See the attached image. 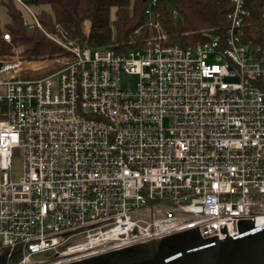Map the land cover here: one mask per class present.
<instances>
[{
	"label": "built area",
	"instance_id": "1",
	"mask_svg": "<svg viewBox=\"0 0 264 264\" xmlns=\"http://www.w3.org/2000/svg\"><path fill=\"white\" fill-rule=\"evenodd\" d=\"M13 1L44 31L34 6ZM230 1L224 37L193 46L162 33L116 52L57 30L44 31L64 50L49 74L24 77L20 58L0 57V264L264 225V11L250 36L245 1ZM157 3L146 0L149 32Z\"/></svg>",
	"mask_w": 264,
	"mask_h": 264
},
{
	"label": "trees",
	"instance_id": "2",
	"mask_svg": "<svg viewBox=\"0 0 264 264\" xmlns=\"http://www.w3.org/2000/svg\"><path fill=\"white\" fill-rule=\"evenodd\" d=\"M24 1L38 8L37 20L47 33L54 34L57 30H62L70 38H77L80 43L87 46L112 49L116 52L141 48L151 35L157 36L162 33L166 34L169 44L180 47L193 46L213 36L224 37L227 26L226 14L231 7L230 0H170L172 10L177 13L173 19L171 10L163 0H158L153 8V14L159 27L149 32L145 26L146 0ZM244 1L249 10V16L245 21L246 31L250 36L261 38L259 21L264 11V0ZM0 4L9 18L4 24L0 23V57L4 59L12 57L18 49L20 59L31 61L51 59L52 63L40 70L30 74L22 73L24 77L43 76L59 69L62 65L56 59L64 54V50L36 25L31 27L25 25L22 12L13 0H0ZM3 33L8 34V41L3 38ZM3 110L2 107L0 118ZM157 243L158 241H152L140 244L137 249L115 255L112 259L120 256L124 263H127L148 258L155 251ZM179 243L181 241L174 244Z\"/></svg>",
	"mask_w": 264,
	"mask_h": 264
},
{
	"label": "water",
	"instance_id": "3",
	"mask_svg": "<svg viewBox=\"0 0 264 264\" xmlns=\"http://www.w3.org/2000/svg\"><path fill=\"white\" fill-rule=\"evenodd\" d=\"M135 249L137 246L66 264H104L107 258ZM124 264H264V225L213 243L202 240L196 230L174 234L159 240L150 257Z\"/></svg>",
	"mask_w": 264,
	"mask_h": 264
},
{
	"label": "rangeland",
	"instance_id": "4",
	"mask_svg": "<svg viewBox=\"0 0 264 264\" xmlns=\"http://www.w3.org/2000/svg\"><path fill=\"white\" fill-rule=\"evenodd\" d=\"M163 2L166 4V6L170 9V10H172V7H171V2H170V0H163ZM36 9V8H35ZM36 10H38V8L36 9ZM112 14H113V11H111V16H112ZM9 20V18H8V15L6 14V11H5V9H4V7L0 4V23L1 24H4L5 22H7ZM85 30V29H84ZM20 58L19 57V50L18 49H16L15 50V54L12 56V57H9V58H7L8 60H12V59H14V58ZM60 58V57H59ZM50 61V62H49ZM49 61H48V64L47 65H49V64H51L52 62H51V59H49ZM21 62H22V71H21V74L23 73V74H30V73H33V72H35V71H37V70H40V69H42V68H39V69H37V70H32L30 67L32 66V63H41L42 62V60L41 61H31V60H25V59H21ZM47 65H45V67L47 66ZM32 67H34V66H32ZM24 71V72H23ZM31 71V72H30ZM25 72H27V73H25ZM22 74V75H23ZM29 77V76H28ZM130 79L132 80L133 79V77H130ZM3 92H4V87L3 86H1L0 85V95L1 94H3ZM1 108H2V106H1V104H0V112H1ZM20 169H21V161H19L18 159H16L15 161H14V172L15 173H19V171H20Z\"/></svg>",
	"mask_w": 264,
	"mask_h": 264
},
{
	"label": "flooded vegetation",
	"instance_id": "5",
	"mask_svg": "<svg viewBox=\"0 0 264 264\" xmlns=\"http://www.w3.org/2000/svg\"><path fill=\"white\" fill-rule=\"evenodd\" d=\"M108 259V258H107ZM124 260H122V258L120 256H116L114 259L110 258L107 261H105L104 264H112V263H116V264H124Z\"/></svg>",
	"mask_w": 264,
	"mask_h": 264
},
{
	"label": "bare ground",
	"instance_id": "6",
	"mask_svg": "<svg viewBox=\"0 0 264 264\" xmlns=\"http://www.w3.org/2000/svg\"><path fill=\"white\" fill-rule=\"evenodd\" d=\"M38 65H39V63H32V66H38Z\"/></svg>",
	"mask_w": 264,
	"mask_h": 264
},
{
	"label": "crops",
	"instance_id": "7",
	"mask_svg": "<svg viewBox=\"0 0 264 264\" xmlns=\"http://www.w3.org/2000/svg\"><path fill=\"white\" fill-rule=\"evenodd\" d=\"M2 106V105H1ZM3 107V106H2Z\"/></svg>",
	"mask_w": 264,
	"mask_h": 264
}]
</instances>
